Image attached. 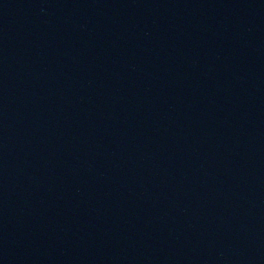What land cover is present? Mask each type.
<instances>
[{
	"label": "water",
	"instance_id": "obj_1",
	"mask_svg": "<svg viewBox=\"0 0 264 264\" xmlns=\"http://www.w3.org/2000/svg\"><path fill=\"white\" fill-rule=\"evenodd\" d=\"M142 264H264V0H89Z\"/></svg>",
	"mask_w": 264,
	"mask_h": 264
}]
</instances>
